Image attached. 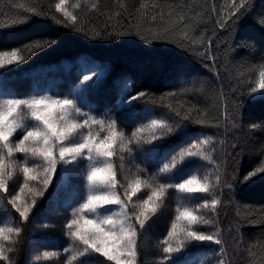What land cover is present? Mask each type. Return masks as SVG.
<instances>
[{
	"label": "snow or ice",
	"instance_id": "snow-or-ice-1",
	"mask_svg": "<svg viewBox=\"0 0 264 264\" xmlns=\"http://www.w3.org/2000/svg\"><path fill=\"white\" fill-rule=\"evenodd\" d=\"M117 2L126 10L123 0ZM12 6L18 11L11 13L6 22H0V30L38 23L51 16L55 23L91 39L103 38L95 30L90 34L77 14L82 8L88 12L98 10L99 0H57L54 10L60 17L43 11L33 0ZM138 11L152 25L147 34L137 29L120 31L118 35H135L146 44L173 43L185 51L195 48L206 59H216L208 51L210 40L200 52L196 46H203L201 38L191 35L189 21L200 16L198 11L193 12L187 5L169 4L165 12L158 0H142ZM253 15V0H230L226 17L217 24L221 29L231 28L246 17L247 23ZM157 20L159 26H155ZM177 34L178 40L168 39ZM10 38V34L0 31V42ZM54 43L41 38L0 50V70H16L12 66L25 63ZM96 67L85 64L78 85L66 95L33 91L18 96L0 90V264H14L10 254L17 250L24 226L41 213L42 206L38 205L45 198L49 205L62 203L68 213L62 227L69 244L62 252L37 251L32 261H49L63 255L65 264H94L97 256L108 264H140L139 238L151 228L149 221L155 223L153 218L158 220L164 214L170 196L176 201L175 215L166 237L158 244L165 254L161 264H206L209 254L221 257L216 264H227L222 247H209L223 245L216 226L222 189L244 190L264 183V159L246 173L235 169L230 180L224 181L214 156L215 141L189 129L190 124L208 125L209 121L201 118L207 114L195 106L185 108L182 104L174 108L165 104L168 97L178 95L176 92L159 98L168 113L157 116L149 106L157 103L156 98L145 91L131 94V87L126 85L120 106L135 108L136 103L145 104L144 122L126 135L116 118L97 115L85 105V95L96 88L103 75ZM253 71L255 77L247 81L252 86L246 94L256 102L264 100V65ZM4 75L0 72V80ZM224 119L232 122L227 111ZM172 137L182 141V146L169 149L167 143ZM144 145L151 147L144 149ZM138 149L152 158L157 171L149 175L137 167L136 174H125L122 181L124 154L134 159ZM117 161L121 163L118 165ZM13 213L18 214V219ZM204 226L208 231L201 230ZM40 227L51 229L56 225L44 223ZM193 252L195 255H189Z\"/></svg>",
	"mask_w": 264,
	"mask_h": 264
},
{
	"label": "trees",
	"instance_id": "trees-1",
	"mask_svg": "<svg viewBox=\"0 0 264 264\" xmlns=\"http://www.w3.org/2000/svg\"><path fill=\"white\" fill-rule=\"evenodd\" d=\"M21 2L23 0H0V22H6L11 13L18 11L12 5ZM56 2L57 0H33L43 11L60 17L54 10ZM123 2L126 4V10L119 6L117 0H99V8L94 12H88L85 8L77 10L89 33L98 31L103 38L91 39L90 36L73 31L70 27L55 23L51 16L38 23L0 30L11 35L8 41L0 42V50L20 47L34 39L55 41L50 47L38 51L25 63L16 66V70L6 74L16 90L24 88L23 80H27V76L35 70L52 67L77 55H87L108 68L107 79L120 71L128 73L131 94L145 91L156 98L157 103L149 106L153 107L157 114L168 113L167 107L160 104L159 98L171 92L178 95L168 97L164 101L165 104L170 103L174 108H180L182 104L185 108L195 106L200 113H206L207 115L201 118L208 120V125L190 124L189 129L195 135L209 136L215 141L214 156L220 163L224 181L230 180L235 169L244 173L252 170L264 159V100L252 102L246 93L252 86L247 81L255 77L253 70L259 65H264V0H253L255 15L250 21L245 23L248 19L246 17L238 25L231 28L226 26L223 29L217 21L226 17L230 0H158L165 12L168 11L169 4H180L200 13L195 20L189 21L193 29L191 35L201 38L203 46H196L200 52H203L205 47H208L209 40L211 41L208 51L216 58L214 61L198 54L195 48L185 51L173 43L146 44L135 35H118L120 31L135 32L137 29L147 34V29L152 26L148 20L141 18L138 11L142 0ZM151 13L150 9L149 14ZM167 19L165 16L166 21ZM155 26H159V20L155 22ZM168 39L178 40L179 34L175 37L169 36ZM110 100H113V97L110 94L105 95L100 100L99 108L110 106ZM111 107L114 110L113 105ZM144 108L145 104L136 103L135 108H123L117 115L121 116L124 111L140 112ZM225 111L232 122L225 121ZM196 115L194 112L193 116ZM122 120L117 121L118 127L126 135H130L135 126L144 122L140 118L128 123ZM170 141L167 143L169 149L183 144L175 137L170 138ZM150 147L151 145L143 146L144 149ZM124 155L126 158L120 175L122 181L126 170L131 169L130 173L134 175L137 167L144 169L149 175L156 173V165L144 151L138 149L134 153V159L128 158L127 153ZM120 163L117 161L118 165ZM40 206L41 213L34 222L24 226L20 243L16 246L17 250L10 254L14 264H24L29 258L28 246L35 237L34 227L44 223L50 224V209L46 198L40 201L38 207ZM175 206L176 201L170 196L164 214L158 220L153 218L155 223L149 221L151 228L141 234L140 264H161V258L165 254L161 251L162 245L158 247V244L167 235L175 215ZM44 211H47L48 215L41 216ZM13 215L18 219V214ZM62 216L67 217L68 214L63 210ZM216 220L223 245L209 247L217 250L222 247L223 258L227 264H264V183L244 190L223 188ZM53 229L56 233L57 226ZM58 230L61 231V228ZM201 230L208 231V227L204 226ZM46 237L43 236L42 239H48ZM64 243L65 248L69 244L68 238L61 236L60 247L63 248ZM189 255H195V252ZM63 257H60L61 263ZM220 258L209 254L207 261L216 264ZM94 264L108 262L97 256L94 257Z\"/></svg>",
	"mask_w": 264,
	"mask_h": 264
},
{
	"label": "rangeland",
	"instance_id": "rangeland-1",
	"mask_svg": "<svg viewBox=\"0 0 264 264\" xmlns=\"http://www.w3.org/2000/svg\"><path fill=\"white\" fill-rule=\"evenodd\" d=\"M74 2V0H70V3ZM87 64L91 67H96L97 72H103V75L100 78V81L96 88L90 90L84 97L86 107H90L94 110L97 115L107 114L117 119V121H126L127 123L140 118V120L144 121V113L143 110L140 112L127 113L124 111L121 113V116H118L117 113H120L123 108H127L128 106H120L119 101L122 98V91L126 85L129 86L130 76L128 73L120 71L115 73L108 78L109 71L108 68L105 67L99 61H96L90 58L87 55H77L72 59L63 60L52 67L41 68L35 70L34 73H31L27 76V80H23L24 88L22 90H16L13 82L10 81L9 77L6 74L11 71L0 70V72H5L4 78L0 80V90H4L8 93H14L18 96H27L33 93V91H39L40 93H47L51 95H66L72 89H74L79 83V75L81 71L84 70V65ZM16 68V66H12ZM108 87V89L106 88ZM107 89V90H106ZM110 94L113 97V100H110V106L102 105L104 108H99L100 100L104 98L105 95ZM114 110H112V106ZM111 112V113H110ZM126 113V114H125ZM157 116H162L154 112ZM132 170H126L125 174H131ZM18 179H22L18 177ZM18 187V186H17ZM51 191V189H50ZM49 218L50 224H54L57 226V232L53 228L51 229H42L39 225L34 227L33 232L35 233V237L30 241L29 250H28V259L24 264H60L61 256L59 259H53L49 261H40L34 262L32 261V256L38 251H61L64 249L65 243L63 244V248L60 247V237L64 235V229L62 227L63 221L68 218L62 216L63 207L62 203L60 205H49ZM44 215H48L47 211H44ZM68 214V213H67ZM3 215V214H0ZM53 219V222H51ZM59 225V226H58ZM61 228V231L58 229ZM41 236V237H40ZM43 236H47L43 240ZM68 246V245H67ZM66 246V247H67ZM61 264H65V258H62ZM206 264H214V262H206Z\"/></svg>",
	"mask_w": 264,
	"mask_h": 264
}]
</instances>
